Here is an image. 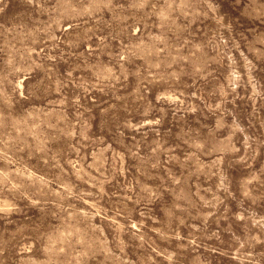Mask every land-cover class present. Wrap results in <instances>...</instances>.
<instances>
[{"label":"clouds","instance_id":"9594fccd","mask_svg":"<svg viewBox=\"0 0 264 264\" xmlns=\"http://www.w3.org/2000/svg\"><path fill=\"white\" fill-rule=\"evenodd\" d=\"M0 264H264V0H0Z\"/></svg>","mask_w":264,"mask_h":264}]
</instances>
